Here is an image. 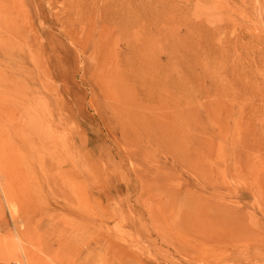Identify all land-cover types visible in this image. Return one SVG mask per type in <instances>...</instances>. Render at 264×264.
Returning <instances> with one entry per match:
<instances>
[{
  "label": "rangeland",
  "instance_id": "obj_1",
  "mask_svg": "<svg viewBox=\"0 0 264 264\" xmlns=\"http://www.w3.org/2000/svg\"><path fill=\"white\" fill-rule=\"evenodd\" d=\"M0 264H264V0H0Z\"/></svg>",
  "mask_w": 264,
  "mask_h": 264
}]
</instances>
